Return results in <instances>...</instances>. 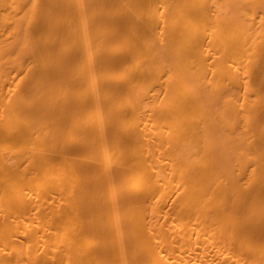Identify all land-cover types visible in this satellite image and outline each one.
<instances>
[{
    "label": "bare ground",
    "instance_id": "bare-ground-1",
    "mask_svg": "<svg viewBox=\"0 0 264 264\" xmlns=\"http://www.w3.org/2000/svg\"><path fill=\"white\" fill-rule=\"evenodd\" d=\"M0 264H264V0H0Z\"/></svg>",
    "mask_w": 264,
    "mask_h": 264
}]
</instances>
